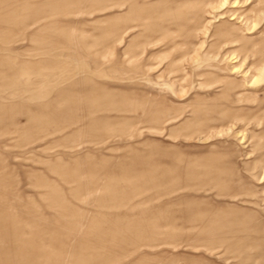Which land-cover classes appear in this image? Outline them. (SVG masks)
I'll return each instance as SVG.
<instances>
[{
  "label": "rangeland",
  "instance_id": "rangeland-1",
  "mask_svg": "<svg viewBox=\"0 0 264 264\" xmlns=\"http://www.w3.org/2000/svg\"><path fill=\"white\" fill-rule=\"evenodd\" d=\"M0 264H264V0H0Z\"/></svg>",
  "mask_w": 264,
  "mask_h": 264
},
{
  "label": "bare ground",
  "instance_id": "bare-ground-1",
  "mask_svg": "<svg viewBox=\"0 0 264 264\" xmlns=\"http://www.w3.org/2000/svg\"><path fill=\"white\" fill-rule=\"evenodd\" d=\"M222 1V0H221ZM219 2H220V0H219ZM225 3V2H224ZM227 3V2H226ZM216 6V5H215ZM213 8V7H212ZM216 9V8H215ZM221 9V8H220ZM219 10V9H218ZM215 11H217V9L215 10ZM162 64V63H161ZM161 64H160V66H161ZM183 91V90H182Z\"/></svg>",
  "mask_w": 264,
  "mask_h": 264
}]
</instances>
